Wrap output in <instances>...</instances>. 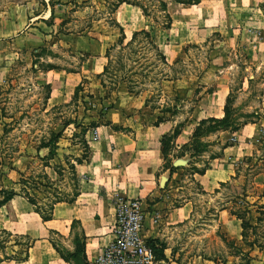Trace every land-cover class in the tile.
<instances>
[{
    "label": "rangeland",
    "instance_id": "obj_1",
    "mask_svg": "<svg viewBox=\"0 0 264 264\" xmlns=\"http://www.w3.org/2000/svg\"><path fill=\"white\" fill-rule=\"evenodd\" d=\"M119 1L145 8L149 17L142 15L139 8H127L123 12L131 24L128 32L146 27L162 54L168 44L166 30L160 26L166 12L174 30L187 27L193 32L204 25L219 24L218 31L204 44H185L170 68L163 65L144 36L122 56L119 49L126 44L123 42L122 47L110 52L115 62L114 75L99 77L101 72H96L100 71L102 61L97 58L105 56L104 50L115 46L120 38L118 28L110 23L112 16L108 7ZM163 4H166L165 11ZM49 9L54 10L53 27L49 26L51 19L45 23L34 21L37 16L38 19L48 16ZM0 18L16 29L21 28L24 38L18 55L14 54L16 45L12 43L1 48L8 51L3 63H10L5 71H0V168L11 169L10 164L16 162L13 169L21 170L20 180L25 182L17 186V193L26 194L38 209L47 212L56 201H72L77 186L66 162L75 164L76 159H84L81 129L96 123L89 119L92 111L101 114L119 88L133 95L146 94L149 107L161 115L165 110L174 113L172 117L178 125L196 121L192 111L196 109L197 97L207 95L219 85V95H231L233 116L240 122L247 120L246 128L255 124L253 132H246L255 136L253 150L245 157L251 161L244 162L245 158H241L236 176L206 194L200 190L195 177L210 168L211 159L221 154L220 144L213 136L223 131L207 130L190 142L188 148L179 150L166 140L162 173L169 172L170 178L182 188L179 192L194 204L190 218L168 232L170 247L178 254L177 264H186L194 257L214 264H264V211L256 208L264 206V198L261 199L264 194V0L260 3L258 0H200L195 8L179 6L172 0H0ZM177 19L188 22L182 26ZM29 29L33 30L29 32ZM87 40L97 42L103 49L101 54L92 52L93 57L84 61L90 53L80 48H85ZM40 49L44 51L40 53ZM47 66L64 72L45 75L42 71ZM66 71L82 73V87L76 96L74 92L67 96L71 98L68 103L44 111L47 94L44 86L50 83L54 92H58ZM169 82H177V92L164 91L162 84ZM102 100L104 105L100 103ZM245 126L240 127L239 134ZM51 132L62 135L56 145L58 156L49 162L41 161L37 148ZM229 143L234 142L229 140ZM40 154L46 155L47 150H41ZM177 160L183 165L175 168L173 163ZM170 168L174 170L169 171ZM224 204L235 218L241 217L255 230L245 228V237L237 240L227 237L216 223L217 212ZM54 239L62 244L60 239L55 236ZM2 242L7 250L2 248ZM14 242L15 238L1 234L0 256L15 257L11 253ZM155 257L160 256L156 253Z\"/></svg>",
    "mask_w": 264,
    "mask_h": 264
},
{
    "label": "crops",
    "instance_id": "obj_2",
    "mask_svg": "<svg viewBox=\"0 0 264 264\" xmlns=\"http://www.w3.org/2000/svg\"><path fill=\"white\" fill-rule=\"evenodd\" d=\"M260 1L258 0V3ZM177 5L195 8L200 5V0L197 5ZM127 8L137 7L121 4L111 15L114 26L119 30L118 36L120 31L123 33L124 44L130 40L134 32L146 30V27L142 26L128 32L131 24L127 18L123 17V12H126ZM47 12L48 16L39 19L37 16L34 21L45 23L51 19L52 25L49 26L53 27L55 25L54 10L53 16H51V9ZM3 19L0 18V71H5L10 63H3L7 59L8 51L1 48L12 43L16 45L14 54L18 55V52L23 49L24 39L21 28H14ZM187 22L186 19H177V23L182 26ZM218 26L219 24L204 25L193 32L187 27L174 30L171 19L170 28L165 29V43L168 42V44L162 54L166 63L173 65L185 44L206 43L212 33H217ZM19 45H21L20 48ZM158 48L162 53L161 48L159 46ZM80 49L85 50L86 54L90 53V57L87 56L88 59H86L88 61L93 57L92 52L97 51L96 53L101 54L103 48L102 45L90 40L86 42L85 48ZM97 59L102 61L99 64L100 71L96 72L100 73L106 64V58L102 54ZM42 72L47 75L50 72L59 74L64 71L50 69ZM63 77L64 83L59 91L56 90L58 92H54L50 83L46 84L50 86V95L46 100L45 110L68 103L71 98L67 96L73 94L75 87L81 83L84 76L79 72L66 71ZM177 86V82L162 84L166 92H177ZM95 87L97 90L98 86ZM218 88L219 85H216L207 95L199 94L196 99V109L192 111V118H196V121L190 119L191 123L183 124L178 136L171 142L175 149L179 150L189 142L193 129L200 120L223 117L226 96L219 95ZM108 100L109 106H105L101 114L92 111L89 119L96 121L97 125L89 128L82 136L88 146L89 155L86 161L74 164L78 183L77 196L71 203L54 204L51 220L42 221L34 206L17 193L22 172L18 168L13 169L16 162L10 164L11 169L0 168V201L2 200L1 191L15 192L6 204L0 206V235L16 239L13 244L14 250L11 252L15 257L0 256V264H95L102 250L113 238L114 200L117 198L139 199L142 202L145 211L143 238L146 242L157 240L161 245H165L163 258L155 257V264H177L178 254L174 253L173 248L170 247L168 232L190 218L194 204L191 198H186L179 192L182 188L178 187L173 177L170 178L169 172L162 173L164 158L161 141L164 136L172 133L176 122L170 114L165 116L166 120L163 122H157V118L162 115L148 106L146 94L133 95L119 88ZM100 103L104 105V100ZM253 126L255 124L248 128L245 126L241 134L239 130L234 133L223 131L213 136L220 144L221 154L211 159L210 168L206 169L202 175L195 177L203 193H213L219 186L225 185L236 176L238 162L241 158L249 157L253 150L252 143L255 136L247 134L254 131ZM242 135L245 136L242 137ZM229 140L234 143L230 144ZM162 178L166 179L163 188L161 187ZM211 198L218 199L214 196ZM154 215L158 216L157 222H153ZM216 223L230 239L242 238L240 221L231 214L226 204L218 210ZM54 236L61 240V245ZM24 241L29 243L27 249L22 244ZM1 244L2 248L7 250L5 242ZM186 264H214V262L194 257Z\"/></svg>",
    "mask_w": 264,
    "mask_h": 264
},
{
    "label": "trees",
    "instance_id": "obj_3",
    "mask_svg": "<svg viewBox=\"0 0 264 264\" xmlns=\"http://www.w3.org/2000/svg\"><path fill=\"white\" fill-rule=\"evenodd\" d=\"M175 4H181V5H197L199 3V0H172ZM128 4V5H132V6H135L137 8L140 9V11L142 12V14L145 16V17H149L145 8L137 3H131V2H127V1H119L118 3L112 5L111 7L108 5V7L110 8V12H109V16L112 15V13H114V11L117 9V7L121 4ZM164 7V11L166 10V4H163L162 5ZM51 16H53V10H51ZM64 21L60 24V27L63 25ZM110 23H113L112 20H110ZM52 25V23H51ZM170 25H171V18H170V15L168 14V12H166V15H165V21L162 23V25H160L163 29H169L170 28ZM140 36H144L148 42H149V45L158 53L160 59L162 60V63L165 67L167 68H170V66L166 63L165 61V58L164 56L162 55V53H160L159 49L155 46L154 42H153V38L151 37L150 33L146 30H140V31H136L134 32L132 35H131V38L130 40L123 46V42H124V36H123V33L122 31H120V38L118 40V43L115 44V46H112L108 49H106L105 51V58H106V64L105 66L103 67L102 69V72L101 74L99 75V77H103V76H113V69L112 67L114 66L115 62L112 61V58L110 56V52L115 48V47H122L119 49V52L122 54H125V51L127 50H130L132 49V47L136 44V41L137 39L140 37ZM44 50L43 49H40V53L43 52ZM134 51H130V53L132 54ZM87 59V56L84 57V61ZM48 68L46 70H50V69H55L53 68L52 66H47ZM118 69H115L114 68V71H117ZM122 70V68L120 69V71ZM173 80V79H172ZM102 83V82H101ZM82 82L77 86L75 87L74 89V96H76L77 92L79 91V89L82 87ZM44 89H46L47 91V94H46V97H45V102L46 100L48 99L49 95H50V86L49 85H46L44 86ZM231 95H228L225 99V103H224V106H223V117L221 119H215V118H207V119H203V120H200L197 125L194 127L193 129V132L191 134V138H190V141L186 144H184L181 149H185V148H188L189 147V143L190 142H193L195 138H197L199 135L203 134L204 132H206L207 130L209 132H213V131H230L232 133L234 132H237L241 126H245L247 125L249 122L247 120L243 121V122H240L239 119L235 116H233L232 114V110L230 109V97ZM44 111H45V107H44ZM170 114V116H173L174 113H170V111L168 110H165V111H162V117L160 118H157V122H163L164 120H166V117L165 115L166 114ZM249 116V115H248ZM251 117V116H249ZM90 125V127H84L81 129V135L84 136V134L86 133V131L89 129V128H92V127H95L97 124L96 123H90L88 124ZM183 124H178L174 127V129L172 130V133L170 135H167V136H164L162 138V141H161V145H162V155H163V158L165 160V142L166 140H170V142L173 141V139L175 137L178 136L179 134V131L180 129L182 128ZM61 137V132H58V133H55V132H51L50 133V137L47 139V140H44L42 139L41 141V145L37 148V156L39 158V160L41 161H46V162H49L50 160H52L55 155H56V144H57V141L58 139ZM82 144L84 145V149H85V152H84V159H81V160H75L76 164H80L82 163L83 161H86L87 158H88V155H89V149H88V146L86 144V142L83 140L82 141ZM47 150V154L46 155H43L41 156V154H39V152L41 153V150ZM251 159L250 158H245L244 159V162H250ZM69 165V168L70 170L72 171V174L74 176V179L76 181V186H77V190H78V183H77V179H76V175H75V171H74V164L72 163H67L66 162V165ZM44 167H48V165H44ZM57 169H61V167L57 168ZM55 170V169H54ZM174 170V168H170L169 171H172ZM204 173V171H201V172H198L197 174L199 175H202ZM24 180H20L18 182V186H20L21 184H24ZM77 190H76V194L74 195V198L72 199V201H56L54 204L56 203H59V202H67V203H71L74 201V199L76 198L77 196ZM2 193V200L0 201V206L1 205H4L6 204L14 195H15V192L14 191H1ZM19 195H22L23 197H25L27 199V201L32 205L34 206L35 210H36V213H38V215L40 216V218L42 219V221L44 222H47L49 220H51L52 218V215H51V212H52V208H53V205L50 207V210L47 212V211H42L40 209H38V207L35 205L34 201L31 200L26 194L24 193H18ZM264 196V194L262 195V197ZM257 209L259 208L261 211H264V206L263 205H260V206H257L256 207ZM260 215H262V213H259ZM234 215V214H233ZM236 216V215H235ZM264 216V214H263ZM237 220H239L241 223V228H242V238L245 237V228H250L252 231H254L255 229L253 227L250 226L249 222L248 223H245L243 221V219L241 217H238L236 216ZM259 219H257L256 222H258ZM147 245L153 250L154 252V255L156 253L159 254V256H162L163 258V251L165 249V245L164 244H160L157 240H150V241H147ZM158 245V246H157ZM24 248H28L29 247V243H26L23 245ZM240 252V251H239Z\"/></svg>",
    "mask_w": 264,
    "mask_h": 264
},
{
    "label": "built area",
    "instance_id": "obj_4",
    "mask_svg": "<svg viewBox=\"0 0 264 264\" xmlns=\"http://www.w3.org/2000/svg\"><path fill=\"white\" fill-rule=\"evenodd\" d=\"M113 238L95 264H155L153 250L142 236L145 211L139 199L114 200ZM158 216H153L157 222Z\"/></svg>",
    "mask_w": 264,
    "mask_h": 264
},
{
    "label": "water",
    "instance_id": "obj_5",
    "mask_svg": "<svg viewBox=\"0 0 264 264\" xmlns=\"http://www.w3.org/2000/svg\"><path fill=\"white\" fill-rule=\"evenodd\" d=\"M182 165H183V162L180 161V160H177V161H175V162L173 163V166H174L175 168L180 167V166H182ZM165 182H166V179L162 178V181H161V187H162V188L164 187Z\"/></svg>",
    "mask_w": 264,
    "mask_h": 264
}]
</instances>
